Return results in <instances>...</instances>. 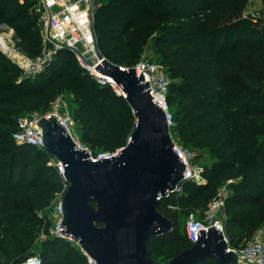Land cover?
Returning <instances> with one entry per match:
<instances>
[{
	"label": "trees",
	"instance_id": "trees-1",
	"mask_svg": "<svg viewBox=\"0 0 264 264\" xmlns=\"http://www.w3.org/2000/svg\"><path fill=\"white\" fill-rule=\"evenodd\" d=\"M250 1L103 0L94 12L97 48L111 61L134 66L152 41L172 78V133L185 148L207 150L213 158L204 166L205 183L186 180L181 191L159 201L158 210L174 221L171 232L149 240L150 256L159 264L193 245L185 227L181 230V217L204 218L229 179L233 191L226 198L224 233L230 246L245 245L264 224V21L243 14ZM34 5L35 0H0V27L13 29L20 48L33 59L45 47ZM65 92L73 96L74 119L94 154L124 147L136 127L126 98L101 85L71 49H58L30 76L0 49L2 264H23L36 254L43 227L37 213L63 187L46 150L13 138L16 119L45 114ZM38 249L43 264H89L63 238L48 237Z\"/></svg>",
	"mask_w": 264,
	"mask_h": 264
},
{
	"label": "water",
	"instance_id": "water-1",
	"mask_svg": "<svg viewBox=\"0 0 264 264\" xmlns=\"http://www.w3.org/2000/svg\"><path fill=\"white\" fill-rule=\"evenodd\" d=\"M96 55V70L122 87L136 127L117 156L93 160L56 117L39 119L44 149L65 167L62 232L73 236L97 264H159L150 256L149 240L171 232L174 221L157 205L177 192L186 164L173 147L166 112L153 100L144 74L111 61L98 48ZM227 249L223 230L210 225L166 264L206 259L237 264L238 254Z\"/></svg>",
	"mask_w": 264,
	"mask_h": 264
},
{
	"label": "built area",
	"instance_id": "built-area-1",
	"mask_svg": "<svg viewBox=\"0 0 264 264\" xmlns=\"http://www.w3.org/2000/svg\"><path fill=\"white\" fill-rule=\"evenodd\" d=\"M97 6L98 3H93L92 0H35L34 5L35 10L39 13L44 44L53 43V45H55L54 50L64 47L71 49L75 53L79 64L87 69L101 85L109 84L118 94H123L120 85H118L111 77L101 74L96 70L95 67L98 58L97 61L92 64L88 60V54L91 52L97 57L96 35L93 27V15ZM53 54L54 52H49L46 50V47H44L42 55L37 57V72L42 70L45 65L51 61ZM9 57L12 59L11 56ZM130 67L136 68L135 70L138 76H140L141 73L144 74V82L149 81L150 86L147 89L150 88L149 92L151 96H153V100L165 110L168 125L172 134L174 119L168 103L170 79L167 75L166 67L162 62L153 59H140L134 66ZM56 100L57 101H54L55 103H53L52 108L45 114L33 112L19 115L16 119L18 129L14 132L13 138L18 143L30 144L38 149H44L43 131L39 126L38 121L42 116H46L47 118L54 116L77 141L72 132V127L75 124L73 116L70 113L61 111L62 95H59ZM172 138L174 149L178 154L180 153L181 156L179 157H181L184 164H186L184 169V181L190 180L199 184L205 183L206 178L203 174L205 165H201L197 162L195 159V153L185 148L178 139L173 136V134ZM122 148L123 147L114 151H102L98 154H94L88 148L87 150L91 159L99 160L100 158L111 157L113 155L117 156ZM48 164L57 167V170L62 177L63 187L54 195L47 208L42 209L37 213L40 218L46 220L45 215H47L49 211L50 215L48 216H50L52 221L51 226L43 224L38 240H44L48 237L66 239L69 243L74 244L82 251L87 257L89 264H97L96 260L80 247L79 242L75 240L73 236L62 232L64 229V227L61 226L63 220L62 202L65 191L68 187V182L64 173L65 167L54 157L48 162ZM232 182L233 179H229L227 180L226 185L229 183L231 184ZM182 183L177 187V192L182 190ZM226 185L224 184L223 186ZM228 195V191H226L225 187L219 188L216 197L209 203L204 219L194 218L193 214L188 218L185 224V230L192 243L198 240L199 229L207 230L210 225H215L224 232V208ZM226 240L228 242L227 237ZM227 250H232L238 254L237 264H264V226L259 227L245 245L241 247H232L228 242ZM26 262L31 264H43L39 255L32 256Z\"/></svg>",
	"mask_w": 264,
	"mask_h": 264
},
{
	"label": "rangeland",
	"instance_id": "rangeland-1",
	"mask_svg": "<svg viewBox=\"0 0 264 264\" xmlns=\"http://www.w3.org/2000/svg\"><path fill=\"white\" fill-rule=\"evenodd\" d=\"M92 1H93V3H98V5H99V3H101L103 0H92ZM248 13H251V16L254 17L255 19L259 17V18H261L264 21V2H263V0H251L250 3L248 4V6L243 10V14L244 15H246ZM0 37H2L4 39V41H5V44H4L2 42V40H0V49L2 51H4V53L7 54L8 56H11L12 59H14V61L16 63H18L19 66H21L24 69V75L25 76L34 75L35 73H37V69H36V68H38V63L36 62L37 58H34V59L30 58L27 54H25L23 52V50L19 46V39L14 34V30L13 29H10L7 26L0 27ZM45 47H46L47 51L54 52V54H53V57H54V55L56 54L55 52H57V50H58V49L54 50L55 49V45H53V43L52 44L49 43V44H45ZM155 50L156 49L153 47V43L151 41L149 43V45L146 47V49L144 50V52H143V54H142L140 59L157 60L158 59V54L156 53ZM53 57H52V59H53ZM20 58H21V60H20ZM88 60L92 64L93 62L97 61V57H95V54L91 52V53L88 54ZM48 64H46L45 67ZM164 66L166 67V72H167V75H168V77L170 79V83H171L172 78L169 75V72L167 70V66L165 64H164ZM60 95H62V109H61V111L62 112H66V113H70L73 116V108H74L75 104L72 101L73 100L72 94L69 93V92H65V93L60 94ZM54 101L56 102L57 100L55 99ZM55 102H53V103H55ZM53 103H52V105H53ZM51 108H52V106H51ZM37 113H39V112H37ZM73 118H74V116H73ZM72 132L74 134V137L77 139V141L80 144H82L83 146H85L88 149H90L91 151H93V147L90 144L85 143L82 140V129H81V126L78 123H76V120H75L74 126L72 127ZM172 134H173V136L176 139L179 138L176 135V133L173 132ZM178 141L180 142L179 139H178ZM187 149H189V148H187ZM191 151H193V150H191ZM193 152L196 155V157H195L196 161L199 162L201 165L208 164V163H210L213 160L211 154L207 150L193 151ZM226 182L224 183L225 185H226ZM223 185H221L219 188H224L225 187L226 191H228V194L230 195L232 193V191H233L232 188H231V184L229 183L226 186H223ZM48 215H50L49 211H48L47 215H45V219L46 220L43 219V224H45L46 226H49V225L51 226L52 225V221L50 219V216H48ZM193 216H194V218L200 219L199 215H197V214H193ZM202 219H204V218H202ZM187 220H188V218H185V217L182 218L181 217V230L183 232H184V227H185V224H186ZM261 226H264V224L261 225ZM42 241L43 240H38V238H37V241H36V245H37L36 246V250H37V252H36L35 255H39V249L38 248H39V245L41 244ZM70 244L72 246L76 247L74 244H72V243H70ZM167 262H165L163 264H166ZM2 263L3 262L0 261V264H2Z\"/></svg>",
	"mask_w": 264,
	"mask_h": 264
},
{
	"label": "bare ground",
	"instance_id": "bare-ground-1",
	"mask_svg": "<svg viewBox=\"0 0 264 264\" xmlns=\"http://www.w3.org/2000/svg\"><path fill=\"white\" fill-rule=\"evenodd\" d=\"M0 40H2V42L5 44V41H4V39L2 38V37H0ZM14 50V49H13ZM15 57V56H14ZM93 57V56H92ZM20 60H21V58H20ZM23 60V59H22ZM24 61V60H23Z\"/></svg>",
	"mask_w": 264,
	"mask_h": 264
}]
</instances>
